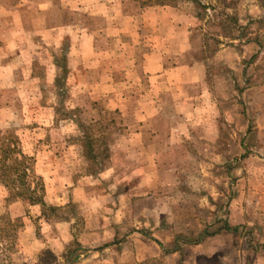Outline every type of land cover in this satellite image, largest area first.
<instances>
[{"label": "rangeland", "instance_id": "rangeland-1", "mask_svg": "<svg viewBox=\"0 0 264 264\" xmlns=\"http://www.w3.org/2000/svg\"><path fill=\"white\" fill-rule=\"evenodd\" d=\"M261 6L0 0V140L19 134L35 187L0 181V264H264ZM156 33L188 70L153 90Z\"/></svg>", "mask_w": 264, "mask_h": 264}, {"label": "trees", "instance_id": "trees-1", "mask_svg": "<svg viewBox=\"0 0 264 264\" xmlns=\"http://www.w3.org/2000/svg\"><path fill=\"white\" fill-rule=\"evenodd\" d=\"M260 3L264 7V0H260ZM226 6H229V4ZM234 7V6H233ZM226 8V7H225ZM236 9V8H235ZM222 14H224L225 19L224 22H234L233 24L226 25V28L229 30V34L225 36H230L231 38H240L245 36L244 31H241L240 29L245 28L247 26H239V17L237 14V11L235 13L228 12L224 9L222 11ZM249 23L251 24H258V25H264V9L261 12L260 15H253L249 18ZM225 27V26H224ZM247 41H252L257 44L258 49L257 51L252 55L250 60H248V63H251L258 59L263 60L264 58V34L260 32H256L253 36H248ZM245 81L249 84H258L263 82L264 80L257 81L252 80L251 77L247 76V72H245ZM252 81V82H251ZM87 140H89V136H87ZM93 140V139H92ZM91 140V143L93 142ZM32 156H29V154L23 150L22 142L20 139L19 134L15 133L14 131H8L4 133L0 140V181L7 186L11 190H17V195L24 194L26 191H30V193H33V190L35 191V187L32 186V181L28 180L29 176L33 172L32 168H29V159H31ZM34 178H38V174H33ZM43 188V185H42ZM32 201L35 203H40L44 210L43 213L45 214L47 207V203L45 202L44 198L42 196L38 198H31ZM227 230L232 229L229 223L226 221V224L224 226ZM238 226H235L233 229H238ZM206 232H202L200 234V237L195 240V242H199L201 239H203L204 236H206ZM190 242V241H189ZM179 249V248H177Z\"/></svg>", "mask_w": 264, "mask_h": 264}, {"label": "crops", "instance_id": "crops-1", "mask_svg": "<svg viewBox=\"0 0 264 264\" xmlns=\"http://www.w3.org/2000/svg\"><path fill=\"white\" fill-rule=\"evenodd\" d=\"M164 8H166L165 10H169V7H166V6H163V7L154 6L152 9H153L155 14H158V12L160 13V11H163ZM261 8H262L261 10L264 9L263 6H261ZM166 20L168 21L169 18L168 19L166 18ZM157 21H158V17L157 16H154V18H152V20H151V22H154V28L155 27H159ZM180 29H184L186 31V35H187V33H188V31H187L188 28L187 27L185 28V27L182 26V27H180ZM153 40H154V46H153L151 52L148 55V63H147V65H148L149 73L152 74V77L150 79L151 81H153V85H154L152 89L153 90H158V89H161V88L159 86H157V85L165 82L164 81L165 77L168 75L169 71L173 67L176 68L175 70H180L181 71L183 68L188 70V64H186V63L184 64L183 61H182L183 58H181V57H180L179 60H175L176 61V62H174L175 64L173 62L170 63L168 61V59L170 57L168 55V53H170L168 51V49L159 48L157 46L158 44H161V42H164V43L166 42L165 35H163L161 33H159V34L156 33L154 35V37H153ZM185 42H188V38L185 39ZM92 58H93V56L89 52V56H88L87 59H92ZM102 76H104V78H102V82L104 80V83L106 85L110 84L109 87H107V92H109V91L112 92L113 90H116L117 86L116 87L114 86V84H116V83H115V81L112 82V80H114V79L109 78L106 75V73H103ZM110 87H111V89H110ZM107 95H109V94L107 93Z\"/></svg>", "mask_w": 264, "mask_h": 264}]
</instances>
